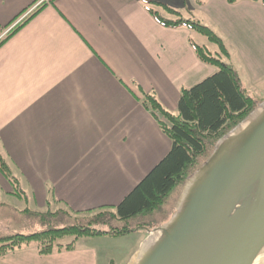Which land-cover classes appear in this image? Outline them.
<instances>
[{
    "label": "crops",
    "instance_id": "obj_1",
    "mask_svg": "<svg viewBox=\"0 0 264 264\" xmlns=\"http://www.w3.org/2000/svg\"><path fill=\"white\" fill-rule=\"evenodd\" d=\"M147 8L209 28L229 57L195 43L186 27L160 25ZM191 43L223 58L243 89L264 100L260 0H0V154L25 194L15 196L0 174V208L76 214L117 206L171 150L142 94L177 115L180 92L216 71ZM144 237H80L49 255L28 245L0 264H127Z\"/></svg>",
    "mask_w": 264,
    "mask_h": 264
},
{
    "label": "water",
    "instance_id": "obj_2",
    "mask_svg": "<svg viewBox=\"0 0 264 264\" xmlns=\"http://www.w3.org/2000/svg\"><path fill=\"white\" fill-rule=\"evenodd\" d=\"M127 264H264V100L183 181Z\"/></svg>",
    "mask_w": 264,
    "mask_h": 264
},
{
    "label": "trees",
    "instance_id": "obj_3",
    "mask_svg": "<svg viewBox=\"0 0 264 264\" xmlns=\"http://www.w3.org/2000/svg\"><path fill=\"white\" fill-rule=\"evenodd\" d=\"M152 3L145 1L146 5ZM260 3L264 6V0H260ZM147 11L160 25L170 28L186 27L214 45L219 56L229 57L223 41L209 28L181 18L168 21L148 8ZM190 45L197 58L202 63L214 67L216 71L190 89L180 92L177 115L166 112L153 96L142 94L143 106L155 115L161 130L171 141L169 153L117 206L76 214L57 212V215H84L88 218L76 219V223L60 229H48L31 235L13 234L0 237V256L33 242L36 243L39 255H49L73 248L74 241L65 245L58 242L66 237H73L74 240L80 237H119L141 230V226L130 225L129 222L143 214L158 211L169 194L204 160L202 157L207 151V141L214 143L261 102L243 89L236 72L228 64L206 49L193 43ZM0 174L11 186L14 195L24 199L25 194L19 186L18 178L1 154ZM24 212L29 213L28 210ZM115 222L123 223V226H114Z\"/></svg>",
    "mask_w": 264,
    "mask_h": 264
},
{
    "label": "rangeland",
    "instance_id": "obj_4",
    "mask_svg": "<svg viewBox=\"0 0 264 264\" xmlns=\"http://www.w3.org/2000/svg\"><path fill=\"white\" fill-rule=\"evenodd\" d=\"M155 9L160 13V15L168 18L167 14L165 12H162L157 7ZM193 40L197 44H200V42H199L200 40H204L206 42L205 47L213 55H215V53H217L216 47L214 45L212 46L211 44H209L202 37L195 34L193 37ZM220 59L222 61H224L223 58H220ZM216 141L214 143L207 141V151H206L205 155L202 157V159H204V160L201 162V164L207 159V157L212 152L213 146L216 143ZM200 165H199V167H200ZM191 174H189V175H191ZM182 183L180 185H178L169 194V196L165 200V203L163 204V206L158 211H156L154 213L143 214V215L139 216L138 218L131 220L129 222L130 225H136V226H141V227H146V228L151 227L152 228L154 226H157V225L165 222L166 219L168 218L167 211H173V205L175 203V200L177 199V196L179 194V190H180ZM14 205L19 206L18 204H14ZM20 207L24 208V205L22 203H20ZM28 212L29 213H25L23 211V212H21V214H19L17 212L12 211L11 209H1L0 208V237H5V236L13 235V234L31 235V234H35V233H40L42 231H46L48 229H60V228L66 227L68 225H72V224L76 223V219L85 217L84 215L83 216H80V215H71L70 216L68 214L64 215L62 213L57 215V212L51 213L50 211H45V212H41V213L30 212V211H28ZM85 218H88V217H85ZM113 225L117 226V227H122L123 223H116L115 222V223H113ZM73 240H74L73 237H66V238L59 240L58 242L65 245V244H67ZM30 245H36V243L33 242Z\"/></svg>",
    "mask_w": 264,
    "mask_h": 264
}]
</instances>
